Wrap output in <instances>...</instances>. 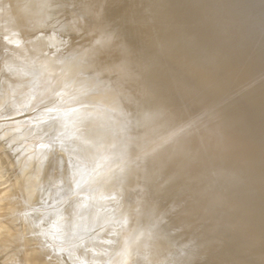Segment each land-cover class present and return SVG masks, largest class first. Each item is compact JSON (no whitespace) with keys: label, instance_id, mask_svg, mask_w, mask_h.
Listing matches in <instances>:
<instances>
[{"label":"bare ground","instance_id":"bare-ground-1","mask_svg":"<svg viewBox=\"0 0 264 264\" xmlns=\"http://www.w3.org/2000/svg\"><path fill=\"white\" fill-rule=\"evenodd\" d=\"M0 142L5 264H262L264 0H0Z\"/></svg>","mask_w":264,"mask_h":264},{"label":"rangeland","instance_id":"rangeland-1","mask_svg":"<svg viewBox=\"0 0 264 264\" xmlns=\"http://www.w3.org/2000/svg\"><path fill=\"white\" fill-rule=\"evenodd\" d=\"M146 11L149 12V9L147 10V8H146ZM146 14H148V13H146ZM147 16L150 17L149 14H148ZM149 25H150V24H149ZM151 29H152V28H151ZM152 30H155V34H157V35H158V34H161V32L157 31L156 29H152ZM173 46H174V48H175V45H173ZM174 48H172V46H171L172 52L169 51L170 54H169V53H168V54H169L170 57H171L170 59H172V57H173V60H172V61H174V62H173V66H172V67H173V69L175 70V71H174V70H173V71L176 72V65H177V64H176V63H177L176 61H177V60L174 59V55H175V54L178 55V53H177L178 50L175 49V50H176V53L174 54V53H173V51H174L173 49H174ZM174 52H175V51H174ZM164 53H165V55H166V57H167V55H168L167 52H164ZM172 53H173V54H172ZM165 55H163V56H164L163 58H165V59H163V62H164V63L162 62L163 64H165V65H163V66H164V67L167 66V67H165V68H167V70H169V68H170L169 71H170L171 73L174 74V72H172V70H171L172 67H170L171 64H172V61H171V64H170V63H169L170 60H169V61L166 60ZM172 55H173V56H172ZM176 57H178V56H175V58H176ZM167 58H168V57H167ZM168 59H169V58H168ZM176 59H177V58H176ZM164 60H165V61H164ZM166 61H167V63H165ZM175 62H176V63H175ZM174 63H175V64H174ZM182 87H183V91L180 90V95H179V97H181V98H179V101H178V102H177V100H176V103H177L176 105H177V107H179V108L182 106V104H181L182 101H187V102H189V101H192L191 99H193V100H197L198 97H199V95H198L196 92H194V91H193L188 85H187V86H182ZM184 88H185V89H184ZM186 88H187V90H186ZM181 89H182V88H181ZM181 91L183 92L184 95L182 94ZM186 91H187V92H186ZM186 94H189V96H191V97H193V98L190 97L189 99L186 100V98L189 97V96L185 97ZM191 94H192L193 96H192ZM181 95H183V96H181ZM194 96H195V97H194ZM183 97H185V99H184ZM196 98H197V99H196ZM183 99H184V100H183ZM176 105H175V106H176ZM177 107H175V108H177ZM185 123H186V122H185ZM185 123L180 124V126H178V129H177V130H180V131H181V132L179 131L180 133L186 134L185 137H187L188 135L190 136V133H191V136H190L191 138H190L189 136H188L187 138H189L190 140H193V141H194V139L196 138L195 136L198 137L199 135H201V132H202L203 130L201 131V130H200L201 128H199V127H197V126H193L194 124H191V122H189V121H187V123H190V124H191L190 126H192V128H191L190 126H186ZM187 123H186V124H187ZM181 125H182V126H181ZM187 125H188V124H187ZM184 126H186V127H185L186 129L184 128V129H183V132H182V129H180V128H183ZM179 127H180V128H179ZM188 128H189V129L191 128V129L188 130ZM187 130H188V131H187ZM195 130H196V131H195ZM197 130H198V131H197ZM199 130H200V131H199ZM184 131H185V132L187 131V132L184 133ZM188 132H189V134H188ZM194 132H195V133H194ZM197 132H198L199 135H197ZM187 134H188V135H187ZM14 142H15V141H14ZM0 144H1V142H0ZM2 144H3V143H2ZM2 144H1L0 149L2 148V149H1L2 151H7V150L5 149L6 147L4 148V144H3V146H2ZM12 144H13V143H12ZM13 146H14V145H13ZM15 146H17V145H15ZM3 148H4V150H3ZM1 150H0V151H1ZM95 150H96V148H95L94 150L92 149L91 153L94 154ZM2 151H1V152H2ZM7 152H8V151H7ZM7 152H5V153L2 152V153H0V154H1L0 157L3 156V159L0 160V167H2L3 164H4L5 167H6V164H7V165L9 166V170H8V171H7V170H4V171L9 172V171L11 170V173H10V172H9V173L12 174V176L9 177V176H8L9 173H6V174L3 173V172H4V171H3V168H5V167H2V169L0 168V171L2 170L3 172H2V171L0 172V177H1V174H3V175L5 174V175H7V177L5 176L7 181H8V178H9L10 180H11V179H14L13 183L15 184V186H13V185H12V182L10 183V181H8L9 184H8V182H7V186H5L6 184L4 185L2 182H5L6 180L3 181V179H5V177L2 175V177H4V178L1 179V183H0V184H2V185H0V192H1V191L3 192L4 190H5V191L3 192L4 195H3V193H0L1 200H4V201H2V202L0 201V215H1V216H0V224L2 223V224L0 225V226H1V227H0V230L5 228L6 231H5V230H2V231H4V235H6V238H7V239L9 238V240H10L12 236H13V238H15V236H17L16 239H18V238L20 239V238H21V233H23V232H24V233H23V235H22V236H23L22 238H24V236L26 235V233H27L26 229L23 230V227L21 228V226H22V223H21L22 220H21L20 218L25 217V216H23V215H25V214L30 210V208H29L28 206H32L31 208H33V209H35V208L38 209L37 211H38L39 214H37V212H36V214H37L36 216H38V215L40 216V213H41V214H42V213L44 214V215L42 214V219L40 218L41 216L38 217V218H40L41 220H43L44 216H46L45 212L41 210V209L45 206V204H44V206H41V204L43 205V203H41L39 197L36 196V194L38 195L40 191L37 192V193H35V192H36V190L38 191V189H36V187H38V185H39L38 188L40 189V187H42V186L45 187V186H46L45 181H46V182H47V181H48V182H51V181L49 180L50 178H49L48 175H47L48 173L46 172V169H43V171H41V169L38 170V167H36V169L38 170V171H36V170H35V167H34V170H35V171H32L33 174H34V172H39V174H40V172H43L44 174H45V172H46V173H47L46 176H47L48 178H47L45 175H43V176H45L47 179H46L45 177H41V178H40V175H39L38 173H36V174H38V176H39V178H40V179H37V182H38V183L41 182V179H42V178H45V180L43 179V182H42V184H41L42 186H41L40 184H38L37 182H36V183H37L38 185H33V184L28 185V187H29V186H30V187H31V186H36V187H33V190H31L32 187H31V189H30V187H29V190H31V191L34 192L33 194L30 193V191L27 189V188H28L27 186H26V187H27V188H26L27 190L23 189L22 186H24L25 184H23V182H19V181H21V179L18 180L19 176H18V178L16 179L15 176L18 175V174H16V173H15L16 171L13 170L15 164H14V162H13V165H12V163H11V165L13 166L12 169H11V167H10L11 165H9V164H10L9 161H11L12 158H10L11 156H10V157L7 156V155H9V153H7ZM2 154H3V155H2ZM6 154H7V155H6ZM22 154H24V153H19V155H22ZM20 157H21V156H20ZM22 157H23V155H22ZM7 158H9L10 160L7 159ZM0 159H1V158H0ZM5 160H6V161H5ZM24 160H25V159H24ZM24 160H23V158H22V161H24ZM2 161H3V162H2ZM12 161H13V159H12ZM22 161H21V163L24 164L25 162L23 163ZM25 161H26V163H27L28 160H25ZM5 162H8V163L5 164ZM28 162H29V161H28ZM2 163H3V164H2ZM24 165H25V164H24ZM31 165H33V164H30V166H29V163H28V167L30 168V171H31L32 168H33V166H32V168H31ZM29 168H28V170H29ZM93 168H95V166H94ZM102 168H104V167H103V166H102V167H99V171L97 170L98 172H96V173H98V175H97V174H96V175L99 176V177H101V175H103V172L107 171V168H106V167H105V168H106L105 170H103ZM15 169H16V168H15ZM95 169H96V168H95ZM97 169H98V168H97ZM16 170H17V169H16ZM92 170H94V169H92ZM102 170H103V171H102ZM13 171H15V172H13ZM101 171H102V174L99 175V174L101 173ZM32 172H31V173L28 172V173H29V177L32 176V178H33ZM93 172L95 173V170H94ZM93 172H92V173H93ZM14 173H15V176H14ZM104 174H105V173H104ZM34 175H35V174H34ZM96 175H95V178L97 177ZM13 176H14V177H13ZM26 176H27V175H24V177H26ZM36 176H37V175H36ZM41 176H42V174H41ZM11 177H13V178H11ZM27 177H28V176H27ZM29 177L27 178V180H28V179L30 180ZM99 177H97V178H99ZM32 178H31V180H32ZM36 178H37V177H36ZM15 179L19 182L20 186H21V184H22V186H21L22 188H20V191H19L18 183H17V186H16V183H15L16 180H15ZM25 179H26V178H25ZM33 179H34V178H33ZM29 180H28V181H29ZM38 180H39L40 182H39ZM52 180H53V182L55 181V179H52ZM11 181H12V180H11ZM28 181H27V182H28ZM32 181H33V180H32ZM32 181H31V182H32ZM57 181H58V179H57L54 183L57 184ZM48 182H47V184H48ZM5 183H6V182H5ZM28 183H29V182H28ZM28 183H27V184H28ZM43 183H44L45 185H43ZM58 183H59V182H58ZM10 184H11V186H10ZM4 186H5L6 189H8L9 187H11V188H9L8 190L11 189L12 191H9V192H8V190H6V189L4 188ZM7 187H8V188H7ZM16 187H17V188H16ZM24 188H25V186H24ZM34 188H35L36 190H34ZM15 189H16L17 191H16ZM21 189H23L22 192H24V191H25V192L28 191V193H29V195L31 196V198H33V200L30 199V201L32 200V202H34V199H35V201H36L35 206L38 205V203H39V204L41 203V204L34 208V207H33L34 204H32V202L28 201V202H30V204L27 203L28 206H25L24 203L26 202L25 200L27 199L28 194L25 195V196H26V197H25L26 199L24 200L25 202H24L23 200H21V199H22V198L20 197V196H21V193H20V192H21ZM40 190H41V189H40ZM6 191H7V192H6ZM13 192H14V195H13V197H12L11 194H12ZM15 192L18 193L17 195H18L19 198L16 197L17 195H15V194H16ZM8 193H10L11 197H10V195H9V196L7 195ZM49 193H50V195L52 194L53 197H54L56 194H58L57 192L53 194V192L51 193V191H50ZM5 194H6V195H5ZM19 194H20V196H19ZM25 194H26V193H25ZM59 194H60V193H59ZM2 195H3V197H2ZM22 195H23V193H22ZM33 195H35V196L32 197ZM50 195H49V197H50L49 199H52V200H53V197L50 196ZM4 196H6V198H5ZM58 196H59V195H58ZM9 197H10V199H9ZM14 197H16V199H17L16 202H15L16 199H15ZM23 197H24V196H23ZM36 197H37L39 200H37ZM2 198H5V199H2ZM13 198H14V199H13ZM20 198H21V199H20ZM29 198H30V197H28V199H29ZM56 198H59V197H57V195H56L54 199H56ZM11 199H12V200H11ZM20 201H23L24 203L22 204V202H21V203L19 204ZM38 201H39V202H38ZM10 202H11L13 205H14V203H16L17 208L15 207V205H14V206H11V205H10V204H11ZM1 203H2V204H1ZM9 203H10V204H9ZM3 204H5L6 206L3 205ZM17 204H18V205H17ZM27 204H26V205H27ZM8 205H9V206H8ZM10 206H11V208L13 207L14 210H12L11 208H8V207H10ZM18 206L22 207V209L19 208L20 211H18V210L16 211V210H15V209H18ZM23 206L27 208V212H26V210H25L26 213L23 211L24 214L21 213V212H22L21 210H24V209H25ZM4 207H5V208H4ZM23 208H24V209H23ZM28 208H29V209H28ZM45 208H46V206H45ZM7 209H9L8 211H11V212L7 213ZM5 210H6V211H5ZM180 210H181L182 212H181ZM35 211H36V210H35ZM45 211H46V209H45ZM179 211H180V214L184 212V210H183L182 207L179 209ZM18 212H20L21 215H19L20 213H18ZM29 212H30V211H29ZM31 212H32V211H31ZM33 212H34V211H33ZM33 212H32V213H33ZM13 213H18V215H16V216H17L18 220L20 219L21 221H20V220H19V221L16 220L17 218L14 217L15 215H14ZM3 214H4V215H3ZM8 214H9V215H10V214H13L14 216H13V215L9 216ZM28 214H29V213H28ZM34 214H35V212H34ZM47 214H49V213H47ZM5 215H6L7 217H6ZM29 215L31 216V213H30ZM12 216H13L14 218H13ZM21 216H22V217H21ZM27 216H28V215H27ZM33 216H34V215H33ZM3 217H5V218L3 219ZM10 217H12L11 220L9 219ZM47 217H48V219H47ZM47 217H46V219H47V221H48L49 218H51V217H50V216H47ZM6 218H7V220H6ZM30 218H32V217H28V219H30ZM35 218H36V220H37V217L34 216V219H32V221L35 220ZM13 219H14V221H15V224L13 223L14 221H12ZM2 220H3L4 222H3ZM8 220H10L11 222L8 221ZM1 221H2V222H1ZM6 221H8V225H9V224L11 225V228H10V225H9V227H8L7 225H3L4 223L6 224ZM16 221H17V222H16ZM26 221H28V220H26ZM24 222H25V220H24ZM24 222H23V224H24ZM11 223H12V224H11ZM41 223H42V222H41ZM44 223H45V221H44ZM16 224H17V225L21 224V226H20V225H19V226H20V229L23 230V231H21V230H20V232H19V231H16L17 228L19 229V226H17ZM42 224H43V223H42ZM42 224H40V225L38 224V226L35 225V227L37 226L38 231H39V229L42 230V227H43V226H44V228L46 227V229H47V228H50V227H52L51 229H54V227H55V226L53 227L52 225H46V224H45V225H44V224L42 225ZM15 225H16L17 227H16ZM41 225H42V227H41ZM12 226H15L14 230H13V227H12ZM47 226H49V227H47ZM57 226H58L57 228H59V225H57ZM35 227H34V228H35ZM39 227H41V228H39ZM60 227H61V225H60ZM8 228H9V229H8ZM37 228H35L34 230H36ZM57 228H56V231H57ZM64 228H65V227H64ZM7 229L10 230V231H8ZM18 229H17V230H18ZM60 229L62 230L63 227H61ZM34 230H33V231H34ZM41 230H40V232L42 233ZM44 230H45V229H44ZM58 230H59V229H58ZM7 231L9 232L10 235H8V232H7ZM36 231H37V230H36ZM38 231H37V232H38ZM45 231H48V229L45 230ZM45 231H43V233H44ZM49 231L52 232V230H50V229H49ZM49 231H48V232H49ZM53 231H54V230H53ZM56 231H55V232H56ZM5 232H6V233H5ZM37 232H35V234H36ZM55 232H54V233H55ZM57 232L59 233V231H57ZM52 233H53V232H52ZM54 233L52 234V236L55 235ZM11 234H12V235H11ZM15 234H16V235H15ZM18 234H19L20 236H18ZM24 234H25V235H24ZM32 234H33V233H32ZM30 235H31V234H29V236H30ZM33 235H34V234H33ZM33 235H31L30 237H31V238H34V237H35V238H38V237H36V236H38L39 234H36L35 236H33ZM41 235H42V234H41ZM32 236H33V237H32ZM0 237H1V238L3 237V234H2V236H1V231H0ZM4 237H5V236H4ZM4 237H3V238H4ZM27 237H28V233H27ZM1 238H0V239H1ZM13 238L11 239L12 241H10V245L13 244V247H14V245H16L15 243H16L17 241L14 242V239H13ZM22 238L20 239V241L22 240V243L25 242V244H24V245H26L25 248L29 249V246H30L31 244H32L33 246H34V245L37 246V244L40 242V240H41L43 237L41 236V239H39L38 243H35L36 239L34 238L35 240H34V239L32 240V241H34L33 243H32L31 241H29L30 244L27 243V242H28L27 240H26L27 242H26L25 240L23 241ZM7 239H6V240L4 239L6 243L1 239V240H0L1 244H0V245H1V247L3 248V247H4L3 244H4V243L7 244V245H6L7 247L5 246L4 248H7L6 250L8 251V250H9L10 248H12V247H11L10 245H8L9 240H7ZM16 239H15V240H16ZM19 239H18V240H19ZM7 241H8V243H7ZM41 241H43V243H44V244H42V245L45 246L46 243L44 242V240H41ZM2 242H3V243H2ZM11 242H12V243H11ZM26 243H27L28 245H27ZM34 243H35V244H34ZM41 243H42V242H41ZM41 243H39V244H41ZM39 244H38V247H39ZM24 245H23V246H24ZM32 245L30 246V247H31L30 249H32V247H33ZM42 245H41V246H42ZM60 245H61V244H60ZM63 245H64V247H65V244H63ZM187 245H188V244H187ZM46 246H47V245H46ZM46 246H45V249L47 248ZM61 246H62V245H61ZM62 247H63V246H62ZM2 248H1L0 252H1L2 250L4 251V249H2ZM8 248H9V249H8ZM30 249H29V250H30ZM47 249H48V248H47ZM6 250H5V251H6ZM48 250H49V249H48ZM48 250H47V251H48ZM8 252H9V251H8ZM8 252H6V253H8ZM48 252H49V251H48ZM50 252H51V253H50ZM50 252H49V253L51 254V255L49 254L50 257H47V256H49V255H47V254H46L45 257H47L48 259L50 258V259L52 260L51 257H53V256H52V254H53L52 252H53V251L50 250ZM2 253L4 254V252H2ZM54 253H55V252H54ZM261 253H262V254H261ZM263 253H264V252L261 251V252L255 254V255H256L255 257L258 258V261H259L260 263H262V264H263V262H264ZM3 254H2V255H3ZM0 255H1V254H0ZM2 255H1V256H2ZM53 255H56V256H57V253H55V254H53ZM179 255H180V254H179ZM4 256H6V255L4 254ZM4 256L1 257L2 261H0V262H2V263H3V262H7V261H6L7 259H6ZM182 256H183V255H182ZM185 256L188 257L189 254L187 253V255H185ZM259 256H260V257H259ZM57 257H58V256H57ZM261 257L263 258L262 260H261ZM7 258H8V256H7ZM53 258H55V256H54ZM188 258H189V257H188ZM248 258H249V257H248ZM248 258H247V259H248ZM259 258H260V260H259ZM3 259H4L5 261H4ZM50 259H49V260H50ZM56 259H57V258H56ZM56 259H54V260H56ZM243 260L245 261L246 258L243 259ZM261 261H262V262H261ZM2 263H1V264H2ZM3 264H5V263H3ZM6 264H7V263H6Z\"/></svg>","mask_w":264,"mask_h":264}]
</instances>
